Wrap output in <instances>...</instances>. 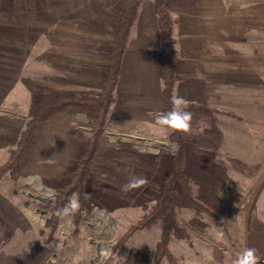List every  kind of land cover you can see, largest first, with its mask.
I'll return each instance as SVG.
<instances>
[{
    "label": "rangeland",
    "instance_id": "374dc122",
    "mask_svg": "<svg viewBox=\"0 0 264 264\" xmlns=\"http://www.w3.org/2000/svg\"><path fill=\"white\" fill-rule=\"evenodd\" d=\"M251 1H168L180 78L175 96L198 107L186 109L194 117L191 134L208 144L187 152L193 199L178 189L176 201L190 239H173V264H232L244 247L264 255L250 235L264 219V0ZM131 2L0 0V166L46 96L101 90ZM125 54L80 221L74 213L61 218L48 240L56 188L68 182L96 130L94 105L66 101L36 122L18 179L0 176V264H153L159 225L134 231L122 248L117 242L156 203L177 151L172 129L155 119L165 106L154 0H142ZM130 175L149 184L122 192Z\"/></svg>",
    "mask_w": 264,
    "mask_h": 264
},
{
    "label": "trees",
    "instance_id": "16d2710c",
    "mask_svg": "<svg viewBox=\"0 0 264 264\" xmlns=\"http://www.w3.org/2000/svg\"><path fill=\"white\" fill-rule=\"evenodd\" d=\"M168 1L169 0H154L161 39L162 96L165 112L172 108L170 102L171 97L175 96V88L180 79L177 73L178 51L176 49L177 40L174 37L175 23L173 15L169 10ZM141 4L142 0H132L125 9L120 21L119 32L115 44L110 52V69L101 90L98 92L62 90L46 96L36 107L34 118L29 121L27 128L21 133L16 148L10 151L7 161L0 166V176L9 174L13 179H18L21 174V167L27 156L28 148L33 140L35 124L46 109L54 105L65 103L66 101L87 102L96 107L97 120L93 137L90 139L78 167L74 171L69 172L68 182L56 188L55 199L50 204L52 214L48 218L46 224L49 241L55 238L60 226L61 218L56 215V212L67 204L68 198L73 193L79 194L80 209L74 213L77 223L80 221L81 211L86 208L88 204L89 197L85 182L89 175V164L95 156L100 134L106 125L107 116L115 100L114 93L122 73L130 32L138 17ZM187 105V109L189 107L195 110L198 109L194 104ZM193 119L194 117L192 115V121ZM170 140L175 142L178 148L173 156L174 166L172 170L164 176L159 198L144 215L143 219H141L137 225L131 227L124 238L117 242L122 248L127 239L133 235L134 231L149 229L159 225L161 230L160 238L155 247L153 264H163L165 259L173 264L175 261L171 251L173 239H190L189 231L178 218L176 194L177 190L180 189L188 199H193L192 185L185 174L187 152L188 150L196 151L198 147L203 145L205 147L208 146V144H205L202 140L193 137L191 131L189 133H184L172 129Z\"/></svg>",
    "mask_w": 264,
    "mask_h": 264
},
{
    "label": "clouds",
    "instance_id": "9594fccd",
    "mask_svg": "<svg viewBox=\"0 0 264 264\" xmlns=\"http://www.w3.org/2000/svg\"><path fill=\"white\" fill-rule=\"evenodd\" d=\"M170 102L172 108L165 113L157 115L155 118L156 123L176 131L189 133L191 131L192 113L186 110L188 107L187 102L179 96L171 97ZM83 115L84 114H78V116ZM110 142L115 143V141ZM148 184L149 180L147 177L130 175L127 178V182L121 185V191L128 193L147 186ZM79 209V194L73 193L68 198L67 204L63 208L57 210L56 215L63 218L75 213ZM262 259L264 258L258 254L256 248L244 247L242 251L237 254L232 264H261Z\"/></svg>",
    "mask_w": 264,
    "mask_h": 264
},
{
    "label": "crops",
    "instance_id": "0c3cea01",
    "mask_svg": "<svg viewBox=\"0 0 264 264\" xmlns=\"http://www.w3.org/2000/svg\"><path fill=\"white\" fill-rule=\"evenodd\" d=\"M211 2H214V0H211ZM249 2L251 3L252 1L251 0H249ZM175 31V30H174ZM126 55V54H125ZM125 58H126V56L124 57V61H125ZM124 61H123V63H124ZM178 65V64H177ZM176 89V88H175ZM260 103H261V101H260ZM253 103H251V106H253L252 105ZM261 107V106H260ZM260 112H261V110H260ZM259 112V113H260ZM110 113V112H109ZM262 211V210H261ZM261 220V222H259V223H257L255 226L257 227V226H259V230H257V228L254 230V235L252 234V229L250 228V235H251V237H253V241H254V243L257 245V246H259L260 248H259V250H260V252H262V254H264V219L262 218V219H260ZM250 222V225H251V221H249ZM252 225H253V223H252ZM262 258H264V255H262L261 256ZM261 264H264V259H262V261H261Z\"/></svg>",
    "mask_w": 264,
    "mask_h": 264
},
{
    "label": "water",
    "instance_id": "95a60500",
    "mask_svg": "<svg viewBox=\"0 0 264 264\" xmlns=\"http://www.w3.org/2000/svg\"><path fill=\"white\" fill-rule=\"evenodd\" d=\"M40 199L44 200L45 202H49V199L48 198H44V197H39ZM97 255L99 256L100 255V252H101V244H98L97 245Z\"/></svg>",
    "mask_w": 264,
    "mask_h": 264
},
{
    "label": "bare ground",
    "instance_id": "6f19581e",
    "mask_svg": "<svg viewBox=\"0 0 264 264\" xmlns=\"http://www.w3.org/2000/svg\"><path fill=\"white\" fill-rule=\"evenodd\" d=\"M43 191H45V192H51V190H49L48 188H45V187H43Z\"/></svg>",
    "mask_w": 264,
    "mask_h": 264
}]
</instances>
